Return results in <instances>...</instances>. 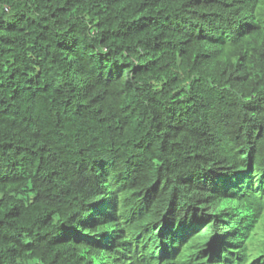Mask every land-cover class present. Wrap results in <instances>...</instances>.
Returning <instances> with one entry per match:
<instances>
[{
    "label": "trees",
    "instance_id": "16d2710c",
    "mask_svg": "<svg viewBox=\"0 0 264 264\" xmlns=\"http://www.w3.org/2000/svg\"><path fill=\"white\" fill-rule=\"evenodd\" d=\"M222 162V264H264V0H0V264L131 261Z\"/></svg>",
    "mask_w": 264,
    "mask_h": 264
},
{
    "label": "clouds",
    "instance_id": "9594fccd",
    "mask_svg": "<svg viewBox=\"0 0 264 264\" xmlns=\"http://www.w3.org/2000/svg\"><path fill=\"white\" fill-rule=\"evenodd\" d=\"M226 165V163L222 162L216 168V177L221 176L222 179L219 180L214 177L209 179L211 182L207 183L208 186L206 188L202 186L205 196L201 201L195 203L197 206L193 209L190 217L179 219L180 216H178L175 219H157L156 221L161 222L154 225L153 228L151 226L152 232L149 230L145 232V235H136V237L131 234L124 236L126 243L131 248V254H137L133 260L118 261L117 264H222L221 244L226 242L234 246L236 243L234 238L242 236L247 226L252 224V217L256 216L255 212L253 214L246 211L240 213L235 210V207L239 209L238 205L230 206L224 203L223 200L220 201L206 196L211 195L210 193L214 190H219L225 194L231 185L241 180H239L240 177L249 178L256 182L255 167L248 165L232 170L233 173L232 171L228 173L225 172V170L229 169ZM223 176L230 178L229 182H222ZM196 179L201 180L200 177ZM224 183L229 186L226 188ZM214 184L217 189H213ZM91 212L89 209L85 217L80 221H87L88 218L95 217ZM175 212L178 214L180 211ZM188 215L185 213L183 216ZM152 220L153 218L146 222L152 225ZM259 227L257 235L262 242L264 241V223L262 221L259 222ZM107 229L108 226H106L105 230ZM160 233H162L160 239L156 244L153 243L151 236ZM108 234L113 235V231H108ZM99 241V247L103 251V255H109L108 259L106 257V262L113 264L117 258L115 255H111L113 254L111 251L113 248L118 249L115 244L116 240L106 241L99 239ZM260 255L261 260L264 262V251Z\"/></svg>",
    "mask_w": 264,
    "mask_h": 264
},
{
    "label": "bare ground",
    "instance_id": "6f19581e",
    "mask_svg": "<svg viewBox=\"0 0 264 264\" xmlns=\"http://www.w3.org/2000/svg\"><path fill=\"white\" fill-rule=\"evenodd\" d=\"M243 96H244V95H243ZM238 167H239V166H238ZM242 180L245 181L244 178H243ZM228 227H229V226H228ZM231 247H232V246H231Z\"/></svg>",
    "mask_w": 264,
    "mask_h": 264
}]
</instances>
